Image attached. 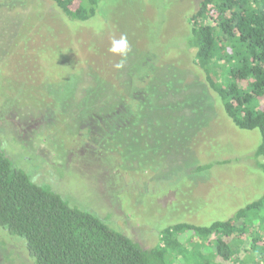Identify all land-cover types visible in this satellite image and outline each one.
<instances>
[{"label": "rangeland", "instance_id": "374dc122", "mask_svg": "<svg viewBox=\"0 0 264 264\" xmlns=\"http://www.w3.org/2000/svg\"><path fill=\"white\" fill-rule=\"evenodd\" d=\"M14 1L11 9L0 5V140L15 167L71 206L115 221L144 247L155 246L166 226L227 220L263 196L264 172L254 155L260 130L240 129L218 100L211 106L193 88L202 117L210 118L196 138L158 142L150 134L148 144L129 138L117 152L109 142L101 153L77 138L90 112L108 111L121 94L129 96L135 87L146 92L161 81L163 70L154 74L155 66L154 75L142 78L147 60L193 67L194 51L184 43L189 17L202 0H102L97 16L87 21L70 20L52 0ZM122 34L132 51L117 70L120 57L108 48ZM198 162L211 167L195 171ZM189 236L180 239L185 243ZM0 241L25 252L24 242L1 229ZM201 250L215 255L210 245ZM18 256L12 259L20 263Z\"/></svg>", "mask_w": 264, "mask_h": 264}, {"label": "trees", "instance_id": "16d2710c", "mask_svg": "<svg viewBox=\"0 0 264 264\" xmlns=\"http://www.w3.org/2000/svg\"><path fill=\"white\" fill-rule=\"evenodd\" d=\"M52 1L70 20L87 21L97 16L102 0ZM0 5L11 9L15 1L0 0ZM189 23L184 45L194 51L193 67L174 59L147 60L142 78L155 66L154 74L163 70L161 81L146 92L135 87L129 96L121 94L108 111L90 112L76 137L97 153L107 151L109 142L117 152L129 138L148 144L150 134L158 142L196 138L210 121L201 115V98L211 106L218 100L237 127L260 130L254 155L264 172V0H202ZM129 83L134 87L132 77ZM191 88L201 98H193ZM101 138L104 146L97 142ZM210 167L198 162L193 170ZM36 181L14 166L0 140V229L25 245L24 253L17 251V263L11 243L0 241V264H238L240 258V264H264V194L227 220L166 226L155 246L144 247L115 221L108 224L90 210L71 206ZM187 232L190 240L184 243L180 236ZM191 241L198 246L189 248ZM207 245L214 249L212 258L201 250Z\"/></svg>", "mask_w": 264, "mask_h": 264}, {"label": "clouds", "instance_id": "9594fccd", "mask_svg": "<svg viewBox=\"0 0 264 264\" xmlns=\"http://www.w3.org/2000/svg\"><path fill=\"white\" fill-rule=\"evenodd\" d=\"M108 51L113 55H117L120 57L119 61L114 64V68H116L117 70L123 69L127 64L129 54L132 51L127 35L122 34L119 36V38L113 36L110 40Z\"/></svg>", "mask_w": 264, "mask_h": 264}]
</instances>
